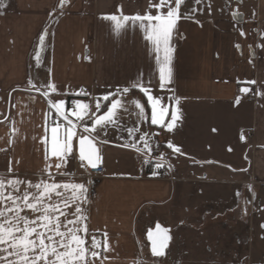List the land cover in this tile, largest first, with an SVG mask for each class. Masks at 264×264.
<instances>
[{
	"label": "crops",
	"instance_id": "1",
	"mask_svg": "<svg viewBox=\"0 0 264 264\" xmlns=\"http://www.w3.org/2000/svg\"><path fill=\"white\" fill-rule=\"evenodd\" d=\"M227 1L184 0L171 41L172 80L160 89L156 54L139 22H125L118 33L109 19L143 15L151 0H66L63 7L61 0H0V105L5 107H0V175L8 176L11 169L21 179L39 182L42 178L46 161L41 137L48 128L50 138L49 115L55 111L50 100L64 99L68 112L73 107L67 100L75 95L94 109L96 98L120 89L126 101L136 94L145 104L147 120L138 119V110L129 105V112H121L122 127H109L106 135L101 134L100 141H106L97 143L103 176L91 182L82 177L85 168L76 154L75 139L65 169L69 175L57 176L60 182L75 179L88 187V202L83 205L86 241L106 233L109 245L94 264H146L140 260L144 253L151 256L146 234L155 224H164L157 217L138 226L137 216L172 198L175 182L209 184L211 180L235 185L234 199L223 207L201 205L193 216L186 209L184 221L196 231L212 221V244L219 256L226 254L223 244L230 245L220 242L221 231L245 225L250 264H264V201L258 198V192H264V0H249L253 13L246 17L241 13L238 20L228 11ZM45 33L41 49L39 37ZM30 80L38 87L54 83L57 92L48 90L45 97V89L36 91ZM137 81L150 87L169 112L175 107L170 98L179 97L181 115L171 131L151 124L147 97L132 87ZM124 88L129 92L123 93ZM80 89L87 95H77ZM103 111L106 108L99 114ZM69 117L76 121L70 113ZM14 127L18 134L13 133ZM133 127L141 129L132 138L137 141L143 132L158 133L151 140L164 164L163 177H147L140 166L142 153L136 148H142V143L124 146L130 145V138L122 129ZM169 141L181 151L168 148ZM162 149L167 155L161 158ZM182 170L186 177H179L177 172ZM252 177L258 183L253 179L251 186ZM245 187L252 192L251 200H235L241 198L236 192L243 194ZM236 209L239 221L222 227Z\"/></svg>",
	"mask_w": 264,
	"mask_h": 264
},
{
	"label": "snow or ice",
	"instance_id": "2",
	"mask_svg": "<svg viewBox=\"0 0 264 264\" xmlns=\"http://www.w3.org/2000/svg\"><path fill=\"white\" fill-rule=\"evenodd\" d=\"M183 2L184 0H151L147 12L143 15L109 17L115 22V30L118 33L124 29L125 22H139L145 32V39L151 42L152 50L156 54L160 89L166 88L172 80L171 41L181 18L180 8ZM194 2L199 4L202 0ZM64 3L66 0H61L60 6L63 7ZM154 9L161 11L153 15ZM46 34L39 37L41 49ZM36 59L37 61L40 59L39 52ZM29 84L38 92L44 88L45 97L49 96L48 90L52 93L57 92L54 83L38 87L30 80ZM132 87L139 88L147 97V104L151 107V124L158 125L162 130L166 128L171 131L181 115L179 97L170 98L175 100V107L169 112V107L162 104L161 98L152 94L150 87L140 81ZM243 91L247 92L248 89L245 88ZM122 92L128 93L129 88H124ZM108 101L110 103H103ZM49 104L50 109H54L56 116L61 119L52 120L50 138L48 128H45V135L41 137V142L45 146L46 161L42 178L39 182L21 179L13 175L11 169L8 176L0 175V264H94V260L100 257L97 249L101 247V242L95 235L91 236L90 244L85 238L89 233L83 205L88 202V187L84 182H76L75 179L60 182L57 176L69 175L65 169L74 154V139L78 141L81 167L90 166L96 169L101 160L97 143L106 142L100 141L99 138L101 134L106 135L109 127L117 129L122 127L121 112H129L131 105L138 110L135 112L138 119H148L145 104L139 99L126 101L120 89L96 98L94 109L81 100L73 101V108L68 112L65 111L64 99L50 100ZM102 108H106V111L99 114ZM69 113L76 118V123L69 119ZM168 116L170 119L166 120ZM122 130L126 131L130 138V145L126 144L125 147H137L139 142L143 145L142 148H137L141 153L153 151L151 135L158 133L150 135L143 132L137 141L132 138L141 132L139 127ZM13 133L18 134L19 130L14 127ZM167 146L177 153L181 151L170 141ZM145 163H152V160L146 158ZM163 166L164 164L159 161L155 163L156 169ZM148 239L152 241L153 255L163 256L170 239L168 229L157 224L154 232H148ZM103 247L105 250L108 249L106 241Z\"/></svg>",
	"mask_w": 264,
	"mask_h": 264
},
{
	"label": "rangeland",
	"instance_id": "3",
	"mask_svg": "<svg viewBox=\"0 0 264 264\" xmlns=\"http://www.w3.org/2000/svg\"><path fill=\"white\" fill-rule=\"evenodd\" d=\"M221 1L222 0H217V3L220 4ZM227 2L228 11L234 15L236 20H238L241 13H244L246 17L254 11L253 5L249 0H228ZM128 99H139V96L132 94ZM0 107L5 109L3 103H1ZM252 137V134L248 135L249 139ZM156 146L157 145L152 142L153 149H155ZM135 154L137 153L135 152ZM142 155H145V153H142ZM2 158H5V155L4 157L2 156ZM172 162L173 160H170V163ZM183 171L185 172V170L177 172L179 177H186L188 175L187 173H183ZM253 179V177L249 179V185L251 186L254 183H251ZM256 183L258 182L255 181V184ZM204 188L206 189L205 193L203 192ZM172 189V198L163 206H157L155 209H151L145 216L142 214L137 216L138 226L142 225V220L150 224L151 222L153 223V220H156L157 217L161 218V220H163L161 222L170 229L171 234V241L163 256H150L144 253L140 259L142 262L146 264H250V251L244 239L248 233V229L245 232V225L238 224L237 227L232 228L233 230L231 232H229V230L221 231L222 239H220V242L224 243L226 240L230 245L228 247L226 244H223L222 248L224 252L226 251V254L224 256H219L216 255L217 250L212 244L213 228H211V224L213 223H210L212 221H209L208 225H205L206 227L203 226V228L197 231L193 230V228L188 225L191 222L187 224L186 221H184L186 219L185 214L187 210L188 213L193 216V213L197 210L195 208H199L201 205L207 204V207L210 205L213 207L230 205L231 201L234 199L232 191L235 189V185L229 182L220 183L214 180H211L209 184H201L199 181H178V183L175 182L172 184ZM244 189L243 194L240 193V191L236 192L241 194L239 196L241 198L236 196L235 200L236 198L240 200L243 198L246 201L251 200V190L249 192L246 190V187ZM259 189L260 187L258 186L257 190L259 191ZM255 193L257 194L256 190ZM259 197H261V201H264L263 191L258 192V198ZM188 203L191 204L190 207ZM240 217L239 209H236L234 213L230 211L228 214L229 221L222 222L220 225L222 227L229 226L230 224L233 225L236 221H239ZM175 221L177 222L176 224H174ZM205 223L206 222H204V224ZM242 238L243 242L241 241Z\"/></svg>",
	"mask_w": 264,
	"mask_h": 264
},
{
	"label": "built area",
	"instance_id": "4",
	"mask_svg": "<svg viewBox=\"0 0 264 264\" xmlns=\"http://www.w3.org/2000/svg\"><path fill=\"white\" fill-rule=\"evenodd\" d=\"M85 93H86V90H84V89H80V91L78 92L79 95H84ZM75 100H76V98L74 96L70 97V98H68L67 103L73 107V101H75ZM53 119H61V118H58L56 116L55 111L52 112L49 116L50 125H51ZM78 131H80L79 127H78ZM146 158H150L152 160V163H145ZM155 163H156V160H155V153L154 152H152L148 156L143 157L140 160L141 167L146 170L148 175H154L153 173L155 172L156 173L155 175L162 176L164 174V169L163 168L156 169ZM103 172H104V169H103L102 165H99L96 169H92L91 167H88V168H86V170L82 174V177L85 180L91 182V181L99 179L103 175ZM253 182L254 181H251V183H253ZM95 237L97 240H99L101 242V247L99 249H97V251L100 252L99 258H102L105 255V248L103 247V245L105 243V236L101 233H96ZM88 243L90 244V241Z\"/></svg>",
	"mask_w": 264,
	"mask_h": 264
},
{
	"label": "water",
	"instance_id": "5",
	"mask_svg": "<svg viewBox=\"0 0 264 264\" xmlns=\"http://www.w3.org/2000/svg\"><path fill=\"white\" fill-rule=\"evenodd\" d=\"M75 144H76V154H77L78 159H79V155H78V141L75 140ZM97 147H98V145H97ZM98 149H99V147H98ZM101 159H102V158H101ZM100 162H101V160H100ZM100 162H99V163H100ZM89 167H90V166H89ZM156 225H157V224H155L153 228H151L150 230H148V232H149V231H153V232H154V231H155V228H156ZM159 225H160L162 228H166V227L162 226L161 224H159ZM166 229H168V228H166ZM148 232H147V234H146V239H147V242H148V244H149V252H150L151 255H153V253H152V241L148 239ZM168 236L170 237L169 229H168ZM170 238H171V237H170ZM169 242H170V239L168 240L167 246L169 245ZM166 248H167V247H166ZM166 248L164 249V252H165Z\"/></svg>",
	"mask_w": 264,
	"mask_h": 264
},
{
	"label": "trees",
	"instance_id": "6",
	"mask_svg": "<svg viewBox=\"0 0 264 264\" xmlns=\"http://www.w3.org/2000/svg\"><path fill=\"white\" fill-rule=\"evenodd\" d=\"M105 104H108V102H105ZM102 109H105V108H102ZM163 147H165V146H163ZM162 154H161V158L163 157V156H166L167 155V153H166V151H164L163 149H162V152H161Z\"/></svg>",
	"mask_w": 264,
	"mask_h": 264
}]
</instances>
